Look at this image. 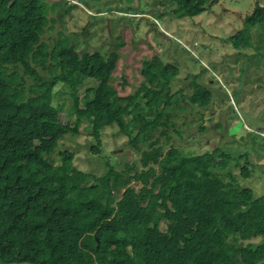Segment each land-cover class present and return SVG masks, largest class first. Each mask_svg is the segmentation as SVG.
Here are the masks:
<instances>
[{
  "label": "trees",
  "instance_id": "1",
  "mask_svg": "<svg viewBox=\"0 0 264 264\" xmlns=\"http://www.w3.org/2000/svg\"><path fill=\"white\" fill-rule=\"evenodd\" d=\"M221 1L169 0L178 18L199 17ZM60 4L0 0V264H264V195L225 182L215 169L232 159L222 150L164 153L157 139L140 165L118 170L109 162L103 176L78 169L74 152H58L83 121L94 156L107 128L118 127L136 151L160 130L171 140L185 101L183 90L172 91L178 67L159 56L143 60L139 91L123 96L113 80L124 43L104 56L81 54L63 33L43 41ZM262 23L257 4L230 39L233 48L250 47V31ZM198 78L188 98L207 108L212 93ZM65 104L74 123L62 120ZM242 175L251 176L248 166Z\"/></svg>",
  "mask_w": 264,
  "mask_h": 264
},
{
  "label": "rangeland",
  "instance_id": "2",
  "mask_svg": "<svg viewBox=\"0 0 264 264\" xmlns=\"http://www.w3.org/2000/svg\"><path fill=\"white\" fill-rule=\"evenodd\" d=\"M50 1L61 6L50 12L43 41L52 44L63 33L78 44L81 54L99 51L104 56L114 45L124 43L113 80L123 96L139 91L144 81L143 60L159 56L165 64L178 67L172 91L183 90L185 96L181 102L184 110H177L178 117L172 119L176 126L170 130L171 140L160 130L152 140L142 141L140 151H136L118 127L107 128L103 152L94 156L90 153L91 131L83 121L79 136L64 138L58 152H74L78 169L103 176L109 171V162L118 170L126 164L140 165L142 152L152 151L151 143L157 139L164 153L173 147L185 155L220 149L232 159L225 170L215 169L225 182L251 188L256 197L264 195V23L252 27L247 49L236 50L229 42L244 28V19L256 5L264 6V0H222L195 18L175 17L169 0ZM195 76L212 93L207 108L190 104L188 96L195 92L191 86ZM59 100L64 103L65 97L59 95ZM63 108V122L70 117L74 123L68 105ZM240 122L254 135H246L244 140L231 135V129ZM58 152L53 157L56 164H60ZM244 166L251 170L249 178L242 175ZM161 228L166 231L167 225ZM262 241L258 237L243 244Z\"/></svg>",
  "mask_w": 264,
  "mask_h": 264
},
{
  "label": "water",
  "instance_id": "3",
  "mask_svg": "<svg viewBox=\"0 0 264 264\" xmlns=\"http://www.w3.org/2000/svg\"><path fill=\"white\" fill-rule=\"evenodd\" d=\"M231 135L239 136L241 140H244L246 135L247 136H253L254 132L249 131L245 126L244 123L240 122L238 123L233 129L230 131Z\"/></svg>",
  "mask_w": 264,
  "mask_h": 264
},
{
  "label": "clouds",
  "instance_id": "4",
  "mask_svg": "<svg viewBox=\"0 0 264 264\" xmlns=\"http://www.w3.org/2000/svg\"><path fill=\"white\" fill-rule=\"evenodd\" d=\"M235 126H236V125H235ZM246 128H247V127H246ZM232 129H233V128H232ZM232 129H231V130H232ZM247 129H248V128H247ZM252 132H253V131H252ZM238 137H239V136H238Z\"/></svg>",
  "mask_w": 264,
  "mask_h": 264
}]
</instances>
